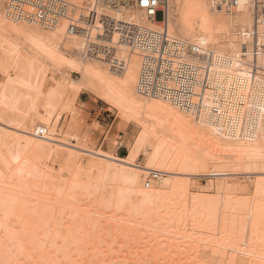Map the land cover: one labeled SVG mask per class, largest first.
Here are the masks:
<instances>
[{
  "label": "bare ground",
  "instance_id": "bare-ground-1",
  "mask_svg": "<svg viewBox=\"0 0 264 264\" xmlns=\"http://www.w3.org/2000/svg\"><path fill=\"white\" fill-rule=\"evenodd\" d=\"M63 1L0 0V264H264L261 0Z\"/></svg>",
  "mask_w": 264,
  "mask_h": 264
},
{
  "label": "built area",
  "instance_id": "built-area-1",
  "mask_svg": "<svg viewBox=\"0 0 264 264\" xmlns=\"http://www.w3.org/2000/svg\"><path fill=\"white\" fill-rule=\"evenodd\" d=\"M17 4L21 5V0H18ZM139 4L144 7L150 16L158 14L160 2L158 0H139ZM260 5L264 12V0H261ZM57 8L56 15L60 13V8L65 7L63 0H32L31 8L33 9L36 17L41 20V22H46V18L54 13L53 8ZM28 16V15H27ZM32 18V17H30Z\"/></svg>",
  "mask_w": 264,
  "mask_h": 264
},
{
  "label": "rangeland",
  "instance_id": "rangeland-1",
  "mask_svg": "<svg viewBox=\"0 0 264 264\" xmlns=\"http://www.w3.org/2000/svg\"><path fill=\"white\" fill-rule=\"evenodd\" d=\"M84 99H87L86 98V95L83 96ZM91 117L92 118H98V119H102L104 120L105 122H110V119L112 118L109 113H107L104 109H102L101 107L99 106H96L95 108H92L91 109ZM121 156L124 155V151L121 150L120 153H119Z\"/></svg>",
  "mask_w": 264,
  "mask_h": 264
},
{
  "label": "snow or ice",
  "instance_id": "snow-or-ice-1",
  "mask_svg": "<svg viewBox=\"0 0 264 264\" xmlns=\"http://www.w3.org/2000/svg\"><path fill=\"white\" fill-rule=\"evenodd\" d=\"M261 159L264 160V154L261 155Z\"/></svg>",
  "mask_w": 264,
  "mask_h": 264
}]
</instances>
